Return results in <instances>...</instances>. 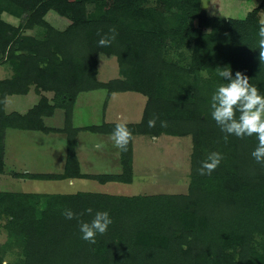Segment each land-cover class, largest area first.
<instances>
[{
  "label": "trees",
  "instance_id": "obj_1",
  "mask_svg": "<svg viewBox=\"0 0 264 264\" xmlns=\"http://www.w3.org/2000/svg\"><path fill=\"white\" fill-rule=\"evenodd\" d=\"M263 8L264 0L244 18H233L210 15L202 0H0V62L13 69L0 79V173L6 167L8 128L66 132L64 172L13 171L20 178L46 180L133 182L134 139L121 151L120 173H82L75 150L82 129L112 134L117 123H126L133 136L190 134L194 141L188 193L0 190V219H6L8 234L0 243V264H264V164L251 155L258 139L229 135L225 142L210 109L212 94L229 82L217 75L225 67L233 78L237 71L247 76L264 95L258 46ZM52 10L70 20L65 28L48 21ZM4 13L19 23L4 19ZM32 29L36 33L28 32ZM110 29L115 41L100 47L97 33L110 34ZM101 54L117 57L119 77L98 79ZM31 87L38 102L25 113L7 112L6 95ZM99 88L109 96L121 91L146 95L141 120L75 127L77 97ZM46 91L53 92L52 98ZM56 108L65 111L61 129L43 119ZM153 118L156 126L150 128ZM212 152L224 159L211 175H201L198 169ZM87 208L93 209L91 215ZM66 209L85 214L69 220ZM98 211H107L113 223L93 244L82 239L80 223H90ZM14 248L18 258L5 263Z\"/></svg>",
  "mask_w": 264,
  "mask_h": 264
},
{
  "label": "rangeland",
  "instance_id": "obj_2",
  "mask_svg": "<svg viewBox=\"0 0 264 264\" xmlns=\"http://www.w3.org/2000/svg\"><path fill=\"white\" fill-rule=\"evenodd\" d=\"M263 0H202L203 6L210 15L233 18H244L253 8L259 6ZM261 20L264 23V8L261 10ZM4 19L17 25L19 19L8 13L3 14ZM46 18L58 28H65L70 20L54 10ZM36 29L28 30L36 33ZM182 47V46H181ZM181 49V48H180ZM184 46L182 50H185ZM177 49L173 52L177 53ZM174 53V54H175ZM3 55V54H2ZM0 54V58L2 57ZM13 69L7 62H0V78L10 77ZM119 63L115 55L101 54L98 60V79L108 81L119 77ZM51 96V92H47ZM104 88L82 92L76 100V118L83 125L100 124L104 121L138 122L144 111L147 101L146 95L136 91L113 92L107 98ZM39 97L34 90L28 94H12L7 97L5 105L8 112L18 110L25 112L31 108ZM107 110L105 109V104ZM106 110V112H105ZM57 111L56 119L62 114ZM111 122V121H110ZM49 123L53 124L51 120ZM81 146L90 143L85 153H92L90 164L83 163L82 169L92 173H119L122 166L117 165L111 156L100 158L98 154L106 153L105 149L97 151L93 144L103 142L106 145L107 135L85 131L80 134ZM6 167L0 173V190L15 192L37 193H74L77 190L103 192L122 195H151L159 193L180 194L188 193L192 175V153L194 141L192 135L175 136L162 134L160 136L136 135L134 136V180L131 183L121 181L100 182L96 179L76 180L75 185L58 179L20 178L13 175V171H30L39 173L61 172L65 165V140L63 134L43 133L41 131L11 130L6 141ZM115 149V150H114ZM109 155L121 151L112 146L106 149ZM90 151V152H89ZM114 151V152H113ZM116 158V156H115ZM119 158V157H118ZM117 159V158H116ZM85 171V172H86ZM78 181V182H77ZM79 183V184H77ZM6 219H0V243L8 239L4 229ZM5 261L16 260L19 256L17 248L12 249Z\"/></svg>",
  "mask_w": 264,
  "mask_h": 264
},
{
  "label": "clouds",
  "instance_id": "obj_3",
  "mask_svg": "<svg viewBox=\"0 0 264 264\" xmlns=\"http://www.w3.org/2000/svg\"><path fill=\"white\" fill-rule=\"evenodd\" d=\"M98 45L100 47H109L116 39V32L110 29V34L101 35ZM259 41V59L264 62V25H261L258 32ZM220 69V68H219ZM217 75L228 83L221 84L212 94L210 99L211 117L220 127L221 131L226 133L224 141H228L229 135L238 138L252 137L255 135L258 139V146L251 153L252 157L259 164H264V95H261L258 88L250 83L247 76L237 71L235 78L232 77L229 68L220 69ZM237 113L239 116L237 118ZM156 119L148 121V127L156 126ZM161 127H167L166 121L160 122ZM110 139L114 147L120 151H127L128 145L133 141L134 136L126 123H117ZM106 145L101 141L94 144L97 151L104 149ZM224 159L219 152H212L198 169L201 175H211V173L220 165ZM89 215L93 213L92 208L85 209ZM85 212L79 215L66 209L63 215L66 219H79ZM113 223L107 211L96 212L91 222H81L80 231L82 239L90 243L96 242V236L104 235L109 226Z\"/></svg>",
  "mask_w": 264,
  "mask_h": 264
},
{
  "label": "crops",
  "instance_id": "obj_4",
  "mask_svg": "<svg viewBox=\"0 0 264 264\" xmlns=\"http://www.w3.org/2000/svg\"><path fill=\"white\" fill-rule=\"evenodd\" d=\"M9 77V76H8ZM7 78V77H6ZM0 79H4V78H0ZM32 90H34L35 91V88L34 87H31L30 88V90L27 92V93H23V95H25V94H28L29 92H31ZM47 92H51V91H46V92H44L49 98H52V96H53V92H51V96L50 95H48L47 94ZM85 92V91H84ZM35 93L38 95V97H40L39 96V94L35 91ZM82 93V92H81ZM80 93V94H81ZM13 94H17V93H13ZM79 94V95H80ZM107 94H108V92H107ZM9 95H12V94H8V95H6V99H5V105H6V103H7V97L9 96ZM109 97V95H107V98ZM39 100V99H38ZM38 102V101H37ZM36 102V103H37ZM35 103V104H36ZM34 104V105H35ZM33 105V106H34ZM107 105H108V103H106L105 104V109L107 110ZM32 106V107H33ZM75 108H76V106H75ZM75 108H74V112H73V124H74V126L75 127H83V126H86V125H83V124H81V122L76 118V116H75V113H76V110H75ZM5 109H6V107H5ZM30 109V108H29ZM28 109V110H29ZM59 109H61V110H63L62 111V114L60 115V117L58 118V119H56V115H57V111L59 110ZM27 110V111H28ZM106 110H105V112H106ZM7 111V110H6ZM13 111H18V110H13ZM27 111H25V112H27ZM8 112V111H7ZM10 112H12V111H10ZM18 112H20V111H18ZM25 112H21V113H25ZM142 118V117H141ZM44 122H45V124L47 125V126H49V127H52V128H59V129H61V128H63L64 126H65V111H64V109L63 108H56L55 109V111H54V113L53 114H51V115H49V116H44ZM51 120V122L53 123V124H51V123H49V121ZM141 120V119H140ZM139 120V121H140ZM111 122H115V120H110ZM110 121H105V122H110ZM138 121V122H139ZM101 124V123H100ZM88 125H91V124H88ZM11 130H22V129H17V128H8L7 130H6V132H5V136H4V141H6V139H7V137L9 136V132L11 131ZM22 131H41V130H22ZM85 131H89V130H85V129H82V130H80L79 132H78V134L76 135V140H77V143H76V148H75V150H76V156H77V158H78V160H79V162H80V168H81V172L82 173H92V172H88V171H86V170H83L82 169V165H83V163L85 164V165H87V164H90L91 162H92V160H93V155H92V153L89 155H87L85 152L86 151H88V148H90V143H88L87 145H86V147L85 146H81L80 144L82 143V140L80 139V134L81 133H83V132H85ZM41 132H43V131H41ZM90 132H92V131H90ZM43 133H55V134H63V136H64V140H65V144H64V146H65V167H66V159H67V148H68V146H67V134H66V132H63V131H53V130H50V131H48V132H43ZM100 134V133H99ZM104 135H107V139H108V141H106V147L104 148L105 150H103V151H105L106 153H103V152H101L100 154H98L99 155V157L100 158H103V159H106L104 156H111V158H112V163L114 162L115 164L117 163V161H119V159H120V156L119 155H117L116 153H112L111 155H109V152H107V150L106 149H110V147H112V146H114V143H113V141L110 139V137H111V134H105V133H103ZM94 145V144H93ZM94 148V147H93ZM116 148V147H115ZM115 150V149H114ZM116 150H117V148H116ZM90 152V151H89ZM114 152V151H113ZM5 156H6V143H5ZM115 156H116V158H115ZM119 157V158H118ZM94 161V160H93ZM5 163H6V159H5ZM117 165V164H116ZM65 167H64V169L61 171V172H49V173H62V172H64V170H65ZM17 171V170H16ZM86 171V172H85ZM46 173V172H45ZM120 173V172H119ZM96 174H98V173H96ZM85 179H93V178H87V177H69V178H64V179H58V180H62V181H64V182H69V184H71V185H75L76 183H75V181L76 180H78V181H80V180H85ZM77 181V182H78ZM123 183V182H122ZM124 183H126V182H124ZM77 184H79V183H77ZM78 191H83V190H77V192Z\"/></svg>",
  "mask_w": 264,
  "mask_h": 264
}]
</instances>
